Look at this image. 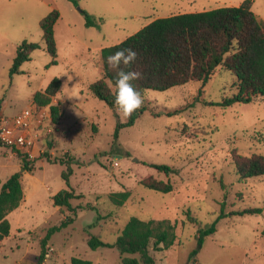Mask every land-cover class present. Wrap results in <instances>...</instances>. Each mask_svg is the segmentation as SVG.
Listing matches in <instances>:
<instances>
[{"label":"rangeland","instance_id":"obj_1","mask_svg":"<svg viewBox=\"0 0 264 264\" xmlns=\"http://www.w3.org/2000/svg\"><path fill=\"white\" fill-rule=\"evenodd\" d=\"M79 1L75 7L67 0H0V122L26 112L45 118L31 156L0 142V190L20 173L25 196L8 215L11 234L0 243V264H36L47 230L68 216L75 221L51 238L44 264H71L72 258L122 264L116 248L94 251L87 240L99 236L114 245L133 217L170 220L177 227L174 247L151 249L156 264H264V176L242 180L234 162L235 155L264 156V101L224 108V100L236 93L235 77L218 69L207 84L146 91L149 111L116 139L117 124L126 119L90 90L103 77L102 49L124 42L157 19L240 7L248 0ZM251 1L252 11L264 21V0ZM54 9L61 15L55 26L56 65L40 28ZM84 11L104 23L87 27ZM24 41L40 49L22 66V74L11 77ZM56 78L62 81L52 103L61 105L59 126L52 124L49 108L33 104V95ZM49 144L50 160H72L70 186L83 196L72 201L75 213L53 204V197L67 189L62 177L66 167L43 158ZM24 161L32 164V172L22 170ZM151 164L167 166L172 173H160ZM148 179L171 183L175 191H150L142 185ZM120 192L130 193L123 206L110 200ZM246 209L263 212L233 214ZM188 211L203 228L216 223L217 232L205 237L201 247L199 227L189 221Z\"/></svg>","mask_w":264,"mask_h":264},{"label":"trees","instance_id":"obj_2","mask_svg":"<svg viewBox=\"0 0 264 264\" xmlns=\"http://www.w3.org/2000/svg\"><path fill=\"white\" fill-rule=\"evenodd\" d=\"M75 7H79V0H67ZM87 27H99L104 23L103 18L97 19L87 12H83ZM61 15L58 10L43 18L40 22L42 41L46 52L53 58L56 65L57 44L55 26ZM121 48H131L137 53L136 60L126 71L140 73V78L133 81V86L143 97L142 105L135 110L126 122H119L116 127L115 138L119 139L120 131L133 127L141 116L149 111L145 103L146 91H167L186 85L190 82L207 84L215 76L218 69L225 70L235 77L236 93L224 100L222 106L228 108L233 104H250L256 98L264 101V21L252 11V1L248 0L240 7H221L211 11L172 15L153 21L141 31L124 42L101 50L103 77L91 85L93 95L103 101L108 107L117 110L113 87L115 72L109 69L106 58ZM40 49L39 44L24 41L19 45L10 75L22 74L21 68L32 60V54ZM62 81L54 79L48 87L33 95V104L38 109L49 108L52 124L59 126L62 118L61 105H53V100L60 93ZM43 155L51 164H60L66 167L62 177L67 184L53 197V204L59 209H66L75 213L72 201L83 196L75 194L70 186V178L74 174L72 160H50L49 150ZM234 162L240 179L247 180L264 176V156L253 155L242 157L235 155ZM151 168L160 173L169 175L172 169L164 165L151 164ZM25 172H32L30 162L24 161ZM22 175H12L0 190V243L10 237L11 224L8 215L18 209L24 200V191L21 183ZM142 185L163 195L175 191L171 183L148 179ZM130 198L129 192L113 193L110 200L117 206H123ZM83 207H79L81 209ZM224 210V209H223ZM263 209H246L242 212H233L234 215L261 214ZM189 221L199 227L198 244L202 246L204 238L217 232L216 223L202 227L191 212L186 213ZM75 221L74 217H66L59 225L47 230L45 237L40 241L41 254L36 264H44L47 255V246L51 238ZM176 225L170 220H141L133 217L123 228L121 235L114 245L105 243L99 236H90L87 240L92 250L99 248H116L120 253L122 264H156L151 255V249L162 252L175 246L177 242ZM264 239V230L261 233ZM195 255V253H194ZM71 264H92L91 261L72 258Z\"/></svg>","mask_w":264,"mask_h":264},{"label":"clouds","instance_id":"obj_3","mask_svg":"<svg viewBox=\"0 0 264 264\" xmlns=\"http://www.w3.org/2000/svg\"><path fill=\"white\" fill-rule=\"evenodd\" d=\"M136 57L137 53L133 49L121 48L106 58L109 69L115 72V105L125 119L143 103L141 93L133 86V81L140 78V73L125 70L135 62Z\"/></svg>","mask_w":264,"mask_h":264},{"label":"built area","instance_id":"obj_4","mask_svg":"<svg viewBox=\"0 0 264 264\" xmlns=\"http://www.w3.org/2000/svg\"><path fill=\"white\" fill-rule=\"evenodd\" d=\"M43 119L45 118L42 116L41 119L37 120L29 112L14 119H3L0 122V142L17 153L25 152L31 156V150L36 147L41 135V132L36 133V130H39V127L43 124Z\"/></svg>","mask_w":264,"mask_h":264},{"label":"water","instance_id":"obj_5","mask_svg":"<svg viewBox=\"0 0 264 264\" xmlns=\"http://www.w3.org/2000/svg\"><path fill=\"white\" fill-rule=\"evenodd\" d=\"M24 172H25V170L24 169H22Z\"/></svg>","mask_w":264,"mask_h":264},{"label":"crops","instance_id":"obj_6","mask_svg":"<svg viewBox=\"0 0 264 264\" xmlns=\"http://www.w3.org/2000/svg\"><path fill=\"white\" fill-rule=\"evenodd\" d=\"M24 198H25V196H24Z\"/></svg>","mask_w":264,"mask_h":264}]
</instances>
